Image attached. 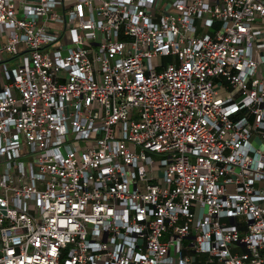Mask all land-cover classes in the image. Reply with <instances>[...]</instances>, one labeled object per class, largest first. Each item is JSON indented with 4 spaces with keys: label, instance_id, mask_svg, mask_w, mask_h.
<instances>
[{
    "label": "built area",
    "instance_id": "2783aa9c",
    "mask_svg": "<svg viewBox=\"0 0 264 264\" xmlns=\"http://www.w3.org/2000/svg\"><path fill=\"white\" fill-rule=\"evenodd\" d=\"M0 264H264V0H0Z\"/></svg>",
    "mask_w": 264,
    "mask_h": 264
},
{
    "label": "rangeland",
    "instance_id": "374dc122",
    "mask_svg": "<svg viewBox=\"0 0 264 264\" xmlns=\"http://www.w3.org/2000/svg\"><path fill=\"white\" fill-rule=\"evenodd\" d=\"M168 59H169V58H164L165 61H167ZM151 155H152V158H153L155 161H158L159 158H160V156L157 155V154H155V153H152Z\"/></svg>",
    "mask_w": 264,
    "mask_h": 264
}]
</instances>
